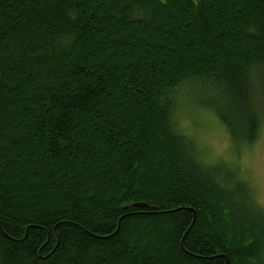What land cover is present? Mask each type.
Wrapping results in <instances>:
<instances>
[{
	"label": "trees",
	"instance_id": "obj_1",
	"mask_svg": "<svg viewBox=\"0 0 264 264\" xmlns=\"http://www.w3.org/2000/svg\"><path fill=\"white\" fill-rule=\"evenodd\" d=\"M183 98L259 135L264 0H0V264H264Z\"/></svg>",
	"mask_w": 264,
	"mask_h": 264
},
{
	"label": "rangeland",
	"instance_id": "obj_2",
	"mask_svg": "<svg viewBox=\"0 0 264 264\" xmlns=\"http://www.w3.org/2000/svg\"><path fill=\"white\" fill-rule=\"evenodd\" d=\"M174 118L177 130L195 143L201 159L207 165L222 163L229 170H236L238 179L247 186L252 200L264 210V192L259 184H253L248 179L251 160L246 145L238 146L231 142L213 113L198 103L192 104L183 98L175 110ZM259 135H264V115Z\"/></svg>",
	"mask_w": 264,
	"mask_h": 264
},
{
	"label": "snow or ice",
	"instance_id": "obj_3",
	"mask_svg": "<svg viewBox=\"0 0 264 264\" xmlns=\"http://www.w3.org/2000/svg\"><path fill=\"white\" fill-rule=\"evenodd\" d=\"M246 148L251 160L248 179L264 192V135L258 136L255 127L248 133Z\"/></svg>",
	"mask_w": 264,
	"mask_h": 264
},
{
	"label": "water",
	"instance_id": "obj_4",
	"mask_svg": "<svg viewBox=\"0 0 264 264\" xmlns=\"http://www.w3.org/2000/svg\"><path fill=\"white\" fill-rule=\"evenodd\" d=\"M135 206H144L143 204H134Z\"/></svg>",
	"mask_w": 264,
	"mask_h": 264
}]
</instances>
